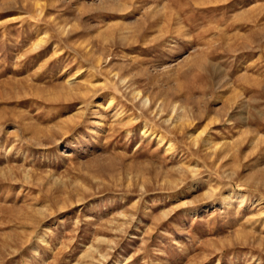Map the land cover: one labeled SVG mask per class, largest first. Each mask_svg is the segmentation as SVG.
I'll return each mask as SVG.
<instances>
[{"label":"rangeland","instance_id":"obj_1","mask_svg":"<svg viewBox=\"0 0 264 264\" xmlns=\"http://www.w3.org/2000/svg\"><path fill=\"white\" fill-rule=\"evenodd\" d=\"M0 264H264V0H0Z\"/></svg>","mask_w":264,"mask_h":264}]
</instances>
